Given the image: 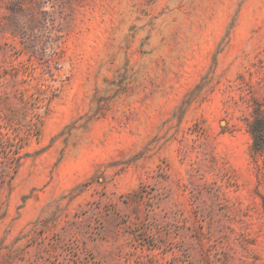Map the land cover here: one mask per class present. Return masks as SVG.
I'll return each instance as SVG.
<instances>
[{
  "label": "rangeland",
  "instance_id": "obj_1",
  "mask_svg": "<svg viewBox=\"0 0 264 264\" xmlns=\"http://www.w3.org/2000/svg\"><path fill=\"white\" fill-rule=\"evenodd\" d=\"M264 0H0V264H264Z\"/></svg>",
  "mask_w": 264,
  "mask_h": 264
},
{
  "label": "trees",
  "instance_id": "obj_2",
  "mask_svg": "<svg viewBox=\"0 0 264 264\" xmlns=\"http://www.w3.org/2000/svg\"><path fill=\"white\" fill-rule=\"evenodd\" d=\"M252 128V134L254 136V146L257 151H264V119L260 118Z\"/></svg>",
  "mask_w": 264,
  "mask_h": 264
}]
</instances>
